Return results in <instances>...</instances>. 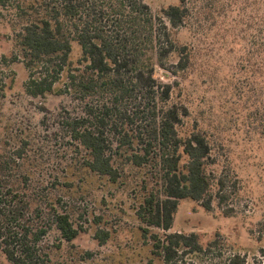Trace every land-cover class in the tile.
I'll return each instance as SVG.
<instances>
[{
  "label": "trees",
  "instance_id": "1",
  "mask_svg": "<svg viewBox=\"0 0 264 264\" xmlns=\"http://www.w3.org/2000/svg\"><path fill=\"white\" fill-rule=\"evenodd\" d=\"M12 10L14 16L7 17L5 11ZM189 16L185 0L164 8L161 17L152 13L146 0H0V21L7 18L12 25L20 54L4 56L1 63H24L29 72L26 93L32 97L72 93L85 101L83 115L62 123L68 143L84 153L78 165L116 183L122 171L116 156L127 148L125 163L137 168L150 165L155 171L160 188L144 195L135 214L144 243L151 244V254L162 264H179L180 255H209L219 242L204 245L197 233H168L181 201H195L208 212L213 209L211 145L201 132L179 133L188 107L172 101L173 85L154 76L156 67L178 76L192 66L193 48L174 37ZM256 38L240 58L239 67L246 74L235 95L240 109L247 110L245 119L252 120L250 126L264 135V14ZM73 42L81 52L76 64L71 61ZM172 54L177 60L170 63ZM3 75L0 72V97L13 83V79L6 83ZM63 76L64 86L56 89ZM7 146L0 142V253L9 264H46L38 243L47 224L52 223L68 243L83 227L65 208L58 209L61 197L54 202L36 195L42 200L38 202L32 196L29 174L19 171L29 143L23 140L9 151ZM228 184L227 178L217 181L219 206L229 198ZM232 184L236 188L237 180ZM36 219L42 225L35 226ZM263 234L264 229L259 238ZM95 238L104 245L110 232L98 229ZM259 253L264 258V247ZM221 262L247 264L240 254Z\"/></svg>",
  "mask_w": 264,
  "mask_h": 264
},
{
  "label": "rangeland",
  "instance_id": "2",
  "mask_svg": "<svg viewBox=\"0 0 264 264\" xmlns=\"http://www.w3.org/2000/svg\"><path fill=\"white\" fill-rule=\"evenodd\" d=\"M185 2L190 16L184 27L174 31V37L193 48L192 66L178 76L167 75L166 70L156 67L154 76L173 85L172 101L188 107L189 115L179 133L201 132L211 145L213 209L208 212L195 201H181L168 233H197L204 245L214 239L219 241L209 255H180L179 264H222L233 254L245 256L247 264H264L259 253L264 247V234L259 238L264 229V135L250 126L252 120L245 119L247 110L240 109L241 101L235 95L246 74L239 67L240 58L257 39L264 0ZM146 3L154 15L161 17L164 8L179 0ZM5 14L13 17L15 11ZM6 20L0 21V72L6 83L11 79L13 83L0 97V142L8 143V151L23 140L29 143L19 171L29 174L32 196L38 202L42 200L36 195L54 202L61 197L63 203L58 209L65 208L76 225L83 227L78 237L68 243L52 223L47 224L46 234L38 243L46 264H149L151 260L162 264L161 258L151 254V244L144 243L135 214L144 195L160 188L155 171L150 165L137 168L125 163L130 153L127 148L116 156V165L122 170L116 183L91 175L78 165L84 153H78L68 143L62 123L70 116L83 115L85 101L72 93L44 97L26 93L29 72L24 63H1L4 56L9 59L12 54L20 55L13 27ZM72 47L71 61L76 64L80 47L75 42ZM176 60L175 54L169 57L170 63ZM64 84L63 76L55 84L56 89ZM219 178L229 181V198L221 206L216 197ZM235 180L237 186L233 188ZM227 209L230 215L224 216ZM42 223L40 219L33 222L35 226ZM98 229L110 232L104 245L95 238ZM0 264H9L1 253Z\"/></svg>",
  "mask_w": 264,
  "mask_h": 264
}]
</instances>
